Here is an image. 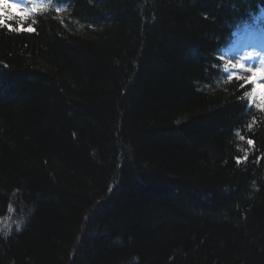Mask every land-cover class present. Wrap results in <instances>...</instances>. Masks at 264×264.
I'll use <instances>...</instances> for the list:
<instances>
[{"label": "trees", "instance_id": "trees-1", "mask_svg": "<svg viewBox=\"0 0 264 264\" xmlns=\"http://www.w3.org/2000/svg\"><path fill=\"white\" fill-rule=\"evenodd\" d=\"M55 2L0 25V264H264V105L221 57L264 0Z\"/></svg>", "mask_w": 264, "mask_h": 264}, {"label": "rangeland", "instance_id": "rangeland-1", "mask_svg": "<svg viewBox=\"0 0 264 264\" xmlns=\"http://www.w3.org/2000/svg\"><path fill=\"white\" fill-rule=\"evenodd\" d=\"M8 4H16L17 7L16 8H9L13 13L14 12H20V11H33V10H37L43 6L46 5L47 0H32V4L27 5L24 4L23 2H21L20 0L17 1H11V0H7ZM255 39H252V41L254 42L255 40V46L257 47V49H260L261 45H264V37L261 38L260 36L256 34H254ZM249 41L247 43H245V48L249 47ZM236 47H238L239 49H241L242 46V42L238 41L234 44V46L232 47V49L230 51H228L226 53V58H227V64L229 66V70L228 73L230 75H238V76H249V77H253L255 79V82L258 84V86L260 87V90L262 91L261 96H264V87H262V85H264V51L262 50H255L253 49L252 45L250 46V49L243 51L241 53L240 58H238V53L236 50ZM231 52L236 53V55L232 54ZM248 61V62H247ZM241 65H243V67H241ZM247 69H253L254 71H247Z\"/></svg>", "mask_w": 264, "mask_h": 264}, {"label": "snow or ice", "instance_id": "snow-or-ice-1", "mask_svg": "<svg viewBox=\"0 0 264 264\" xmlns=\"http://www.w3.org/2000/svg\"><path fill=\"white\" fill-rule=\"evenodd\" d=\"M6 3V0H0V5H4ZM17 5L16 4H8V8H16ZM24 16H27V13L24 12L22 13V18ZM6 19H12V14L9 13L7 15L4 14L3 11H0V25H4L5 24V21ZM7 27L11 30L12 29V25H7ZM29 31H33V29L29 28L28 29ZM241 67H243V65H241ZM247 71H254L253 69H247ZM261 71H264V70H261ZM240 79H243V77H239ZM246 83H255V80L254 79H249L247 81H245ZM243 87V84L241 85ZM262 87H264V85H262Z\"/></svg>", "mask_w": 264, "mask_h": 264}, {"label": "bare ground", "instance_id": "bare-ground-1", "mask_svg": "<svg viewBox=\"0 0 264 264\" xmlns=\"http://www.w3.org/2000/svg\"><path fill=\"white\" fill-rule=\"evenodd\" d=\"M258 11H259V10L256 8V9L249 10V13H251V14H255V13H257ZM255 16H257V17H261L259 14H258V15H255ZM248 22H249L248 20L243 21V23H248ZM8 216H9V214L6 215V213H5V214H3V216H2V215L0 216V219H3V220H5V221H8Z\"/></svg>", "mask_w": 264, "mask_h": 264}]
</instances>
